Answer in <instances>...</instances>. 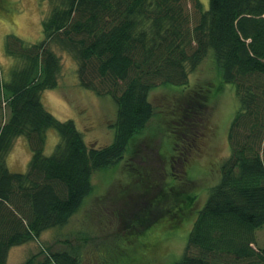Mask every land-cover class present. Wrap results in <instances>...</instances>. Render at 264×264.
Listing matches in <instances>:
<instances>
[{"label": "trees", "instance_id": "1", "mask_svg": "<svg viewBox=\"0 0 264 264\" xmlns=\"http://www.w3.org/2000/svg\"><path fill=\"white\" fill-rule=\"evenodd\" d=\"M56 1L42 21L41 41L5 39L14 61L8 80L0 70V264L11 247L40 243L43 231L68 223L91 192L93 173L118 163L155 115L151 90L183 89V114L192 120L196 104H206L220 83L232 84L238 101L228 130L231 154L172 264H264L256 237L264 227V0H208L206 9L200 0ZM55 46L74 54L82 86L114 102L110 144L88 147L72 120L43 107L41 92L58 80ZM204 62L213 68L206 72L210 92L186 90ZM48 129L61 142L44 155ZM18 136L32 152L25 172L10 171L4 161ZM121 240L124 253L109 248L104 264L127 254L128 238ZM65 245L42 248L41 259L24 264H81L80 243Z\"/></svg>", "mask_w": 264, "mask_h": 264}, {"label": "rangeland", "instance_id": "2", "mask_svg": "<svg viewBox=\"0 0 264 264\" xmlns=\"http://www.w3.org/2000/svg\"><path fill=\"white\" fill-rule=\"evenodd\" d=\"M200 1L206 9L208 0ZM56 2L0 0V70L4 80L9 79L14 61L5 53L6 36L12 34L26 44L41 41L42 21ZM52 48L59 56L60 68L56 87L40 94L43 107L60 121L72 120L88 147L110 144L114 102L81 85L72 52ZM208 64L201 63L190 74L186 90L210 92L206 86L212 88V83L206 72L213 68ZM177 89L175 85L158 86L150 91L155 115L131 139L122 159L93 173L91 192L64 227L43 231L40 243L11 247L7 264L38 261L43 257L42 248L58 250L65 248L66 242L80 243L81 264H104L103 259L111 257L108 249L120 250L117 243L123 237L129 242L127 254L116 256L110 264H172L181 255L196 210L218 182L220 168L231 154L228 130L238 101L233 85L220 83L206 104L198 98L197 117L190 120L183 114L184 90ZM60 142L54 129L46 130L43 154L50 155ZM31 153L26 138L18 136L8 148L5 164L12 172H25ZM190 194L194 199L189 202ZM79 230L83 233L78 234ZM256 237L263 246L264 227L256 231Z\"/></svg>", "mask_w": 264, "mask_h": 264}]
</instances>
